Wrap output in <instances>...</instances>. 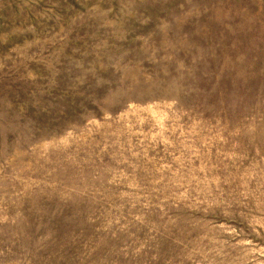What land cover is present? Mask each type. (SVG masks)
<instances>
[{
    "label": "rangeland",
    "instance_id": "374dc122",
    "mask_svg": "<svg viewBox=\"0 0 264 264\" xmlns=\"http://www.w3.org/2000/svg\"><path fill=\"white\" fill-rule=\"evenodd\" d=\"M0 264H264V0H0Z\"/></svg>",
    "mask_w": 264,
    "mask_h": 264
}]
</instances>
